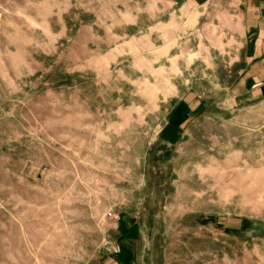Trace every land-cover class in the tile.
Here are the masks:
<instances>
[{
  "label": "rangeland",
  "instance_id": "rangeland-1",
  "mask_svg": "<svg viewBox=\"0 0 264 264\" xmlns=\"http://www.w3.org/2000/svg\"><path fill=\"white\" fill-rule=\"evenodd\" d=\"M157 1L0 0V264H264V101L213 100Z\"/></svg>",
  "mask_w": 264,
  "mask_h": 264
},
{
  "label": "crops",
  "instance_id": "crops-1",
  "mask_svg": "<svg viewBox=\"0 0 264 264\" xmlns=\"http://www.w3.org/2000/svg\"><path fill=\"white\" fill-rule=\"evenodd\" d=\"M157 2L165 7L159 10L161 28L175 22L182 36H192L191 45L186 42L178 45L182 58L178 56L177 63L181 60L184 62L181 68L187 69L191 60L192 68L205 69L202 77L207 79L199 82L213 85V100L224 99L235 107L264 101V0ZM181 100L186 111H194L204 102L193 89ZM131 227V223L124 225L121 237L128 238ZM124 255L118 257L119 264H140L136 263L133 251ZM108 264L117 263L109 260Z\"/></svg>",
  "mask_w": 264,
  "mask_h": 264
},
{
  "label": "water",
  "instance_id": "water-1",
  "mask_svg": "<svg viewBox=\"0 0 264 264\" xmlns=\"http://www.w3.org/2000/svg\"><path fill=\"white\" fill-rule=\"evenodd\" d=\"M183 119H185V117L182 118V119H178V120L175 122V125L178 126L179 124H181V123L183 122Z\"/></svg>",
  "mask_w": 264,
  "mask_h": 264
}]
</instances>
